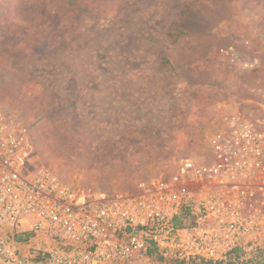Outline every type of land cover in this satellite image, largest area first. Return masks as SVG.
Listing matches in <instances>:
<instances>
[{
	"label": "rangeland",
	"instance_id": "1",
	"mask_svg": "<svg viewBox=\"0 0 264 264\" xmlns=\"http://www.w3.org/2000/svg\"><path fill=\"white\" fill-rule=\"evenodd\" d=\"M264 0H0V111L79 192L135 194L205 162L228 113L258 114Z\"/></svg>",
	"mask_w": 264,
	"mask_h": 264
},
{
	"label": "built area",
	"instance_id": "2",
	"mask_svg": "<svg viewBox=\"0 0 264 264\" xmlns=\"http://www.w3.org/2000/svg\"><path fill=\"white\" fill-rule=\"evenodd\" d=\"M219 53L260 75L258 114H226L207 161L135 194L75 191L34 166L26 127L0 111V264H264V64Z\"/></svg>",
	"mask_w": 264,
	"mask_h": 264
},
{
	"label": "trees",
	"instance_id": "3",
	"mask_svg": "<svg viewBox=\"0 0 264 264\" xmlns=\"http://www.w3.org/2000/svg\"><path fill=\"white\" fill-rule=\"evenodd\" d=\"M184 220H185L184 215H180V216H177V217L174 219L173 223H174V225H175L176 227H181V226H184V224H186V222H184Z\"/></svg>",
	"mask_w": 264,
	"mask_h": 264
}]
</instances>
